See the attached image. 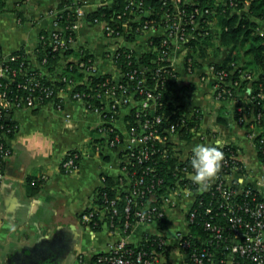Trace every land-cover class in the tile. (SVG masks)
Listing matches in <instances>:
<instances>
[{"label": "built area", "instance_id": "1", "mask_svg": "<svg viewBox=\"0 0 264 264\" xmlns=\"http://www.w3.org/2000/svg\"><path fill=\"white\" fill-rule=\"evenodd\" d=\"M71 1L75 21L62 30L64 9L56 3L46 13L53 30L44 45L54 53L76 48L80 62L61 61L50 71L46 58L38 61L35 53L34 67L26 55H0V161L10 156L8 143L17 129L6 121L7 114L47 106L61 110L70 100L99 119L96 140L90 142L94 154L118 152L119 175L111 185L101 178L95 205L79 216L91 235L106 232L116 239L88 264H264V179L246 184L247 164L230 143L220 145L223 161L206 187L192 180L191 165L194 145L218 140L215 112L226 107L264 167V68L252 69L241 51L234 60L237 51L221 41L230 26L218 20L236 16V27L251 23L264 40V13H255V0H209L208 5L202 0H121L115 11L114 0ZM101 8L111 13L87 19ZM85 23L102 32L106 45L100 61L76 46ZM140 39L146 50L135 52L130 46ZM206 39L214 41L217 56L208 48L202 56ZM73 73L81 78H69ZM174 83L188 88L181 91L182 103L198 92L203 107H184L170 120L158 113ZM85 156L82 149L68 151L60 171L77 173ZM3 178L0 169V190ZM33 181L42 184L47 177ZM198 218L203 239L190 231ZM138 228L146 230L133 241ZM77 260L83 261L81 255Z\"/></svg>", "mask_w": 264, "mask_h": 264}, {"label": "crops", "instance_id": "2", "mask_svg": "<svg viewBox=\"0 0 264 264\" xmlns=\"http://www.w3.org/2000/svg\"><path fill=\"white\" fill-rule=\"evenodd\" d=\"M2 1L0 54L5 57L22 52L34 67L40 34L53 30L46 13L57 1ZM92 9V5L88 7ZM105 45L98 26L85 23L76 34L78 49H85L96 60L103 57ZM130 47L135 52L146 50L144 39ZM182 104L186 111H191L203 107L204 100L197 92L192 100ZM215 117L218 139L237 147L240 158L247 164L246 184L264 179V167L243 130L236 125L232 109L220 107ZM9 120L17 129L8 143L10 156L0 161L4 175L0 190V264H70L79 255L83 260H77L79 264L90 263L95 254L103 252L116 239L109 238L106 232L91 235L81 226L79 216L95 205V190L101 186V178L114 179L119 175L118 152L105 150L103 156L94 154L89 146L92 137L96 138L94 127L99 119L70 100L64 101L61 110L51 106L37 112L21 110ZM87 145L88 153L79 171L70 175L61 173L59 166L65 154ZM40 176H46L47 181L33 195L30 181ZM145 230L138 228L131 239L137 241ZM87 238L91 243L83 248Z\"/></svg>", "mask_w": 264, "mask_h": 264}, {"label": "trees", "instance_id": "3", "mask_svg": "<svg viewBox=\"0 0 264 264\" xmlns=\"http://www.w3.org/2000/svg\"><path fill=\"white\" fill-rule=\"evenodd\" d=\"M57 2V8L61 9L63 11L62 16L59 20V30H62V28H65L69 25H71L74 21V15H73V7H72V1L71 0H56ZM209 0H202L203 5H208ZM151 5L149 3L148 7ZM3 6H4V1L0 0V13L3 12ZM113 10H119V8L122 6L121 0H114L113 1ZM255 8V13L256 14H261L264 13V0H255L254 6ZM105 12L106 14L111 13L109 9H103L101 8L100 11L96 12H90L87 14V19L90 20L93 17L97 16L98 13L100 12ZM67 18V19H66ZM218 20L220 24H228L230 26V29L228 32H223L221 34V41L223 46H228L230 49V52L232 50H236L237 54L234 56V60H238L241 57V52L244 57L247 58L248 62L247 64L249 66H252V69L256 70L257 72L264 68V40L258 36H256L251 28V23H245V27H241L240 25L238 27L235 26L237 17H233L232 19H227L224 16H218ZM47 35L48 33H42L40 34V38H42L43 41L38 43L36 49H35V55L38 61H41L43 58H46L47 60V67L51 71L55 69L56 67H60V62L64 61L67 62V65H74L78 62H80L83 58V56L79 53L78 50L75 48H70L67 51L64 52H57L54 53L50 49V47L44 43L47 42ZM132 40H127L129 42L133 41ZM203 43V46L201 47V53L202 56H207L208 54L206 53V48L210 49L211 55L217 56L218 51L217 48L215 47V43L212 39H206ZM241 51V52H240ZM84 52H87L84 50ZM13 54H20L24 55L22 52H15ZM1 55V54H0ZM61 68V75L66 74ZM59 75V74H57ZM68 75V74H67ZM69 78H73L74 80H79L81 78L80 74H69ZM82 88L78 87V90H81ZM188 88L182 87L181 89L177 87V84H170L169 88L166 90L164 94V100L162 108L158 111V113L163 114L164 117H166L168 120L171 118H174L175 116L172 115L174 112L176 115L181 114L184 108V104H182L181 100H183V97L181 95V91H187ZM167 99H171L173 102H167ZM177 103V104H176ZM264 105V101L262 103ZM36 112V111H34ZM264 112V109H263ZM172 115V116H171ZM168 116H171L169 119ZM219 122H222V118H218ZM12 124H15L11 122ZM96 132V131H95ZM91 140H96L94 137H92ZM63 173V172H61ZM64 174V173H63ZM166 176V184H169L170 177L166 174V171L164 172V177ZM35 180V179H33ZM29 180L32 185H31V192L32 194H36L40 191L39 186L41 184L37 181ZM113 182L112 179L106 178L104 183L106 185H111ZM99 190L97 188L96 191ZM206 200H204V203ZM199 212H203L200 210ZM190 231L192 234L195 236H199L201 239L205 238V233L202 230L200 226V218L196 220V222L190 226Z\"/></svg>", "mask_w": 264, "mask_h": 264}, {"label": "clouds", "instance_id": "4", "mask_svg": "<svg viewBox=\"0 0 264 264\" xmlns=\"http://www.w3.org/2000/svg\"><path fill=\"white\" fill-rule=\"evenodd\" d=\"M222 140L214 143H199L192 147L191 165L194 169L192 180L202 186L214 177L221 167L224 153L220 147Z\"/></svg>", "mask_w": 264, "mask_h": 264}, {"label": "rangeland", "instance_id": "5", "mask_svg": "<svg viewBox=\"0 0 264 264\" xmlns=\"http://www.w3.org/2000/svg\"><path fill=\"white\" fill-rule=\"evenodd\" d=\"M5 11H6V13H11L9 10H6V9H5ZM37 111H39V110H36V112H37ZM32 112H34V110H33ZM89 147L91 148V145H90ZM82 150H85L86 153H88V151H87V150H88V145H87V147H85V148L83 147ZM100 237H102V236H100ZM87 239H88V238H87ZM87 239H86V240H87ZM86 240H85V241H86ZM90 243H91V241H89V239H88V240L86 241V243H85L86 245H85L83 248L88 247V245H89ZM70 264H79V262H78L77 260H75V258H74V259H72V260L70 261Z\"/></svg>", "mask_w": 264, "mask_h": 264}, {"label": "water", "instance_id": "6", "mask_svg": "<svg viewBox=\"0 0 264 264\" xmlns=\"http://www.w3.org/2000/svg\"><path fill=\"white\" fill-rule=\"evenodd\" d=\"M10 117H11L10 114H7V115H6V121H7V122L9 121Z\"/></svg>", "mask_w": 264, "mask_h": 264}]
</instances>
